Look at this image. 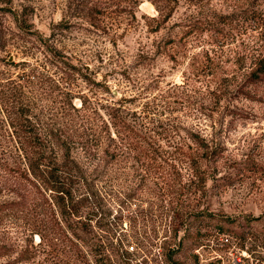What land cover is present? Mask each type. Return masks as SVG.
I'll list each match as a JSON object with an SVG mask.
<instances>
[{
  "label": "rangeland",
  "instance_id": "obj_1",
  "mask_svg": "<svg viewBox=\"0 0 264 264\" xmlns=\"http://www.w3.org/2000/svg\"><path fill=\"white\" fill-rule=\"evenodd\" d=\"M263 58L264 0H0V88L16 111L0 99V204L28 203L0 210V264L79 263L34 249L50 208L17 132L38 129L61 159L70 143L88 167L87 119L115 138L101 204L83 210L97 229L173 243L150 264H264ZM190 132L217 157L193 163Z\"/></svg>",
  "mask_w": 264,
  "mask_h": 264
},
{
  "label": "trees",
  "instance_id": "obj_2",
  "mask_svg": "<svg viewBox=\"0 0 264 264\" xmlns=\"http://www.w3.org/2000/svg\"><path fill=\"white\" fill-rule=\"evenodd\" d=\"M254 78L255 81L264 79V58L257 63ZM2 98L7 104H10V110H8L9 107H6L9 114H15L16 111H13L15 105L10 101L12 97L8 92L7 94L2 92L0 88V99L3 100ZM1 109L2 106L0 111ZM74 109L80 110L77 107ZM85 109L83 108V110ZM83 112V118L91 116V114L87 115V110ZM88 120L91 127L83 126L85 130L80 133V136L85 140L82 149L85 153L93 156L94 161L99 159L96 163L92 162V166L87 165L88 167L71 155L70 151L74 146L70 143L64 141L61 143L62 146L58 147L63 151L61 159L57 157L58 151L45 155L47 150L51 152V149L40 140L38 129L31 131L21 128L20 132L16 131L18 135L25 138L23 141L25 145L28 143L27 147L22 144L19 148L24 154L27 165L26 172H30L36 177L40 184L37 186L38 188H44V192H46L44 197L50 208V215L47 216L50 221L47 224L35 221L30 227L32 237L37 236L39 240L38 245H34V249L45 253L47 260H79L77 264H150L149 261L152 259L150 254L155 247H159L162 254L167 256L174 250L171 246L172 242L162 241L159 243L142 238L140 232L135 228L132 232L126 231L120 233L119 236L112 234L110 229H103L109 231L108 235H105L103 230L97 229L98 225L92 223V219L88 215L83 214V210L87 206L95 209L101 204V197L95 186L96 179L108 177L107 174L116 154L114 150L115 138L109 128L110 125L108 123L103 126L98 123L92 124ZM189 137L195 143L193 153L188 155L192 158L193 163L200 161L199 151H208L214 157L219 154V148L211 147L208 140L199 132H190ZM100 152H102L101 157H99ZM92 171H95L96 174ZM76 193L80 194L77 196L78 200L75 197ZM23 198L25 197L22 196L19 199ZM27 204V200H7L0 204V210L21 208ZM75 218H77L76 221ZM98 227L101 228L100 225ZM226 229L229 230L227 227ZM238 235L245 238L243 233ZM128 240H134L136 243L135 247L132 246L133 251H129ZM21 252L23 254L29 250L24 248ZM168 261H171L170 264L174 263L171 258Z\"/></svg>",
  "mask_w": 264,
  "mask_h": 264
},
{
  "label": "water",
  "instance_id": "obj_3",
  "mask_svg": "<svg viewBox=\"0 0 264 264\" xmlns=\"http://www.w3.org/2000/svg\"><path fill=\"white\" fill-rule=\"evenodd\" d=\"M11 59H12V57H11Z\"/></svg>",
  "mask_w": 264,
  "mask_h": 264
}]
</instances>
